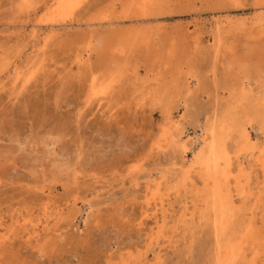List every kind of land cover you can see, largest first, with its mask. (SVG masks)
<instances>
[{
	"label": "rangeland",
	"instance_id": "rangeland-1",
	"mask_svg": "<svg viewBox=\"0 0 264 264\" xmlns=\"http://www.w3.org/2000/svg\"><path fill=\"white\" fill-rule=\"evenodd\" d=\"M58 1L0 0V264H262L264 0Z\"/></svg>",
	"mask_w": 264,
	"mask_h": 264
},
{
	"label": "bare ground",
	"instance_id": "bare-ground-1",
	"mask_svg": "<svg viewBox=\"0 0 264 264\" xmlns=\"http://www.w3.org/2000/svg\"><path fill=\"white\" fill-rule=\"evenodd\" d=\"M84 0H59L58 3L56 4L57 7L54 11V14H56L59 18L58 20H53L52 21V25L55 24H61L62 21L61 20V15L64 16V14L74 11L76 10L80 5L83 4ZM86 2V1H85ZM150 2H152V0H138L137 2V6L139 8V10H145V7L147 6V4H149ZM237 4V3H236ZM46 6V5H45ZM82 7V6H81ZM145 12V11H144ZM51 13V12H50ZM49 13V14H50ZM68 15V14H66ZM52 16V15H51ZM62 16V17H63ZM141 18V17H140ZM155 18V17H154ZM55 19H57L55 17ZM117 20V19H116ZM89 24V23H88ZM47 26V25H46ZM35 36V35H34ZM95 42V41H94ZM87 49V48H86ZM84 58V57H83ZM80 60V59H79ZM242 67V66H241ZM107 87V86H106ZM107 89V88H104ZM147 92V91H146ZM170 116V115H169ZM208 135V134H207ZM246 135V134H245ZM244 135V136H245ZM249 136V135H248ZM246 137V136H245ZM244 137V138H245ZM243 138V139H244ZM211 142L206 144L205 150L203 151L202 154H200L199 159H198V163L203 164L206 168H209V171L211 170V174L212 177L214 176H220V177H224L225 175H227L229 173V166H231V154H230V150L229 147L226 145V139L225 136L222 137V135H215L214 133L212 134V138H211ZM179 141L178 137L173 135V134H169V138L167 139V141L165 142L164 145L162 144H158V147L161 148L162 146H171L172 144H177ZM236 141V140H235ZM164 149V148H162ZM264 149V148H263ZM206 151V152H205ZM233 153V152H232ZM262 154V153H261ZM261 154H260V158H261ZM264 157V156H263ZM238 158V157H237ZM239 159V158H238ZM264 160V158H263ZM222 163H224L225 165V169L221 168ZM239 163V162H238ZM240 164V163H239ZM216 192H218V194L220 193V190H217ZM223 206V205H222ZM47 209V208H46ZM58 212V211H57ZM56 212V213H57ZM62 212V211H61ZM230 212H232V210H230ZM50 214V213H49ZM62 214V213H61ZM226 214V208L224 206V208L221 209L220 211V216L221 218H224ZM56 215V214H55ZM151 215V214H150ZM46 216V215H45ZM49 216V215H48ZM47 217V216H46ZM54 217V216H53ZM154 217H156L154 215ZM153 217V218H154ZM158 218V217H157ZM56 219V218H55ZM59 219V217L57 218ZM156 219V218H155ZM230 219V217H229ZM158 220V219H157ZM54 221V220H53ZM223 221V219H222ZM228 221V219H227ZM158 222V221H157ZM18 223V222H17ZM48 223V220H47ZM226 223V222H225ZM52 224V223H51ZM223 224V223H222ZM54 229V228H53ZM43 231V230H42ZM44 231H46L47 233H51L52 228L50 225L46 224V226L44 227ZM5 233V232H4ZM7 233V232H6ZM39 236V235H38ZM10 238L8 236H1L0 237V246L4 243H6L7 240H9ZM39 240V239H38ZM154 240V238H153ZM157 240V239H156ZM159 241V238H158ZM264 242V241H263ZM244 244V243H243ZM261 246H264V243H261ZM155 245V244H154ZM230 246V245H229ZM242 246V245H241ZM260 246V247H261ZM232 247V246H231ZM235 247V246H234ZM233 247V248H234ZM259 248V246H258ZM232 249V248H231ZM230 250V247H229ZM234 250V249H233ZM260 252V251H259ZM262 252V251H261ZM261 255H263L261 253ZM229 256H231L229 254ZM245 254H244V248L240 247L238 250H234V253L232 255V261L231 264H238L240 261H242V259L244 258ZM257 256V255H256ZM258 258V257H257ZM244 260V259H243ZM260 260V259H259ZM226 261V260H225ZM229 261V260H228ZM262 264H264V260H262ZM250 262V261H249ZM150 263V262H149ZM261 263V262H260ZM126 264V263H125ZM132 264V263H131ZM221 264V263H220ZM251 264H257L254 261Z\"/></svg>",
	"mask_w": 264,
	"mask_h": 264
}]
</instances>
